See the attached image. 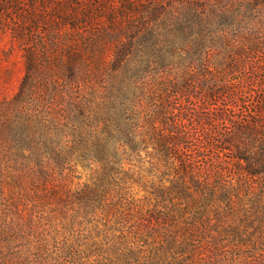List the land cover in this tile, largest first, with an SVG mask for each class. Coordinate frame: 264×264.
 <instances>
[{
    "label": "trees",
    "instance_id": "1",
    "mask_svg": "<svg viewBox=\"0 0 264 264\" xmlns=\"http://www.w3.org/2000/svg\"><path fill=\"white\" fill-rule=\"evenodd\" d=\"M5 2L8 13L0 17L1 28L29 49L17 94L0 101L1 150L12 157L7 162L14 163L9 164L11 174L0 172V201L7 181L17 188L28 175L46 183L60 177L73 181L64 176L65 169L81 164L92 179L68 193L66 202H75L79 208L73 210L103 224L108 239H114L116 231L120 238L109 246L103 241L91 244L90 253L100 257L95 264H167V223L182 220L194 228L210 222L213 207L231 202L243 183L264 181V99L252 115L230 114L241 107V98H247L250 83H260L264 94V71L250 73L248 63H221L216 68L183 63L178 46L168 52L167 63H140L143 46L160 35L161 25L167 26V46L176 45L170 43V35L185 30L186 10L175 22L167 13L166 25L167 8L159 1L152 6L147 0H98L88 6L87 0ZM188 2L189 7L204 6L202 0ZM64 29L74 36L69 40L71 63H39L33 34H60ZM96 31L124 38L116 63L107 68L74 63L83 53L76 38L87 37L85 45H90L87 40ZM40 87L65 101L62 118L38 104ZM196 99L204 103L196 107ZM222 124L230 125V131L221 129ZM217 125L224 135L215 131ZM201 129L225 137L209 158L205 145L194 144ZM148 158L147 177L136 176L135 163ZM206 166L207 172L201 169ZM60 188L49 186V198L62 196ZM174 234L168 245L169 252L178 254V264H192L211 251L190 243L195 240L191 238L177 243ZM151 239L157 241L150 244ZM71 250H63L62 260L55 263H44L42 257L35 262L67 264ZM212 262L220 260L215 257ZM22 264L33 263L24 259Z\"/></svg>",
    "mask_w": 264,
    "mask_h": 264
},
{
    "label": "rangeland",
    "instance_id": "2",
    "mask_svg": "<svg viewBox=\"0 0 264 264\" xmlns=\"http://www.w3.org/2000/svg\"><path fill=\"white\" fill-rule=\"evenodd\" d=\"M5 1L0 0V17L8 13ZM87 1L88 6L98 0ZM156 1L164 3L167 8L166 25L167 13L170 21L175 22L186 10L183 17L185 30L171 33L170 43L176 45L167 46V26L161 25L158 28L160 35L150 38L149 43L147 41L143 46L140 63H167L168 52L178 46L182 49L178 52H182L183 63H208L214 68L221 66V63L222 66L227 63H248L250 73L259 69L264 71V0H202L204 6L198 9L189 7L192 6L188 2L190 0H147V5L152 6ZM100 32L98 34L96 31L88 38L90 45H85L87 37L76 38L82 42V47L77 48L82 49L83 53H78L79 58L74 63H100L106 68L116 63L114 59L118 45L124 38L106 31ZM73 37L66 29L60 34L53 31L46 36L33 34V46L39 63H71L69 40ZM28 49L13 37L11 31L2 29L0 25V101L10 100L17 94L26 75ZM260 85H247V98H241V107L233 109L230 114L236 113L239 118L252 115L261 99H264ZM39 91L38 104L52 108L54 117L62 118L65 101L58 95L48 94L44 87H40ZM203 94L206 95V89ZM194 103L200 107L204 100L196 99ZM1 120H5V117ZM219 127L230 131L231 126L222 124ZM215 131L225 134L220 132L218 125ZM224 138L213 137L211 132L201 129L200 140H195L198 142L194 144L205 145L208 149L205 154L209 158L215 155L213 148H217V141ZM1 147L3 144L0 141V172L9 175L13 172L10 165L14 163L7 162L6 158L12 157L4 155ZM227 153L228 157L232 155L229 150ZM147 160L135 163L136 176L148 175L150 161L149 158ZM201 169L208 171L207 166ZM56 176L63 175L58 173ZM64 176L73 178V181L60 177L59 181L46 183L40 177L28 175L19 188L5 182L4 198L0 201V264H22L24 259L38 264L35 262L37 257H42L44 263H55L57 258L58 261L62 260L60 253L68 248H72V256L67 258V264H95L100 257L89 250L94 241H103L105 246L120 241L118 231L114 232V239H108L103 224L97 225L77 213L79 207L75 202H66L68 193L73 194L78 187L92 179L90 171L76 163L67 166ZM243 185L239 195L231 196V202H219L213 207L212 215L207 217L211 219L210 222L194 228L182 220L167 223V264L173 261L175 264L181 263V260L175 261L174 256L178 254L169 252L168 240L172 238H168L173 236V232H177L174 234L177 243L191 238L195 240H190V243L206 245L211 249L192 264H205L206 261L213 264L212 258L215 257L220 260L218 264H264V181L255 180ZM49 186H60L59 192L63 195L49 198ZM155 241L151 239L149 243ZM47 254H52L54 258L45 260Z\"/></svg>",
    "mask_w": 264,
    "mask_h": 264
}]
</instances>
